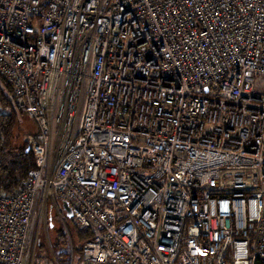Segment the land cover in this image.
<instances>
[{"label": "built area", "instance_id": "2783aa9c", "mask_svg": "<svg viewBox=\"0 0 264 264\" xmlns=\"http://www.w3.org/2000/svg\"><path fill=\"white\" fill-rule=\"evenodd\" d=\"M0 74L36 125L0 264L40 193L98 231L73 264H264V0H0Z\"/></svg>", "mask_w": 264, "mask_h": 264}, {"label": "trees", "instance_id": "16d2710c", "mask_svg": "<svg viewBox=\"0 0 264 264\" xmlns=\"http://www.w3.org/2000/svg\"><path fill=\"white\" fill-rule=\"evenodd\" d=\"M12 89L11 82L0 74V102L5 109L0 112V194L13 193L19 189L24 184L28 171L35 167L31 149L28 148L26 142L21 140V126L24 127L22 121L27 114L14 104L13 99L8 98ZM67 219L73 218L67 216ZM66 227H69L68 232L59 222L52 228L53 249L60 257L66 255V252H62L61 248L68 249L72 245L70 243L72 235L80 240V250L83 241L98 233L91 226L81 228L71 224Z\"/></svg>", "mask_w": 264, "mask_h": 264}, {"label": "rangeland", "instance_id": "374dc122", "mask_svg": "<svg viewBox=\"0 0 264 264\" xmlns=\"http://www.w3.org/2000/svg\"><path fill=\"white\" fill-rule=\"evenodd\" d=\"M261 83L262 80H259ZM9 99H12L11 94L8 95ZM1 105V102H0ZM5 109L1 105V111ZM76 123V122H75ZM21 126V140L25 142L24 137L29 133H34L36 125L34 121L25 116ZM50 165L51 169L56 166V151L55 148L52 150ZM37 212L33 222L31 231V259L35 264H73L78 259L80 253V240H77L74 235L70 239V247H62L61 251L66 252V255L58 256L57 252L53 249V226L58 225L59 222L63 224L66 231L68 232L71 224L77 225L73 219L68 220L65 213L64 207L57 204V201L52 193H47L45 197L40 193L37 201ZM53 223V225H51ZM66 224V225H65ZM78 226V225H77ZM69 234V233H68Z\"/></svg>", "mask_w": 264, "mask_h": 264}, {"label": "water", "instance_id": "95a60500", "mask_svg": "<svg viewBox=\"0 0 264 264\" xmlns=\"http://www.w3.org/2000/svg\"><path fill=\"white\" fill-rule=\"evenodd\" d=\"M62 205L64 207V210H65L66 215L68 217H71L72 216V213H71V210H70V207H69L68 203L66 201H63Z\"/></svg>", "mask_w": 264, "mask_h": 264}]
</instances>
